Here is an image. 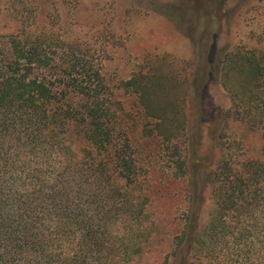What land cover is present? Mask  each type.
<instances>
[{
    "label": "trees",
    "instance_id": "trees-1",
    "mask_svg": "<svg viewBox=\"0 0 264 264\" xmlns=\"http://www.w3.org/2000/svg\"><path fill=\"white\" fill-rule=\"evenodd\" d=\"M51 37L22 32L0 42V264H128L143 227L129 223L140 221L148 195L129 198L138 175L127 127L100 66L51 48ZM216 77L230 105L206 174L213 207L198 225L193 199L173 264H264V50H222ZM164 82L179 81L139 70L115 87H131L156 134L170 140L184 121L156 98ZM229 122L256 128L257 155L225 136Z\"/></svg>",
    "mask_w": 264,
    "mask_h": 264
},
{
    "label": "rangeland",
    "instance_id": "rangeland-1",
    "mask_svg": "<svg viewBox=\"0 0 264 264\" xmlns=\"http://www.w3.org/2000/svg\"><path fill=\"white\" fill-rule=\"evenodd\" d=\"M22 32L50 35L51 48L75 51L100 66L127 127V154L137 164L129 198L139 190L148 195L140 221L129 223L135 232L143 227L141 251L128 264H162L165 258L173 264L193 199L200 206L198 225L213 207L206 174L219 157V116L230 105L216 77L220 52L264 50V0H0V42ZM139 70L171 73L179 81L164 82L155 94L184 121L170 140L156 134L155 118L131 87L116 90ZM222 130L244 145L245 156L259 153L256 128L229 122Z\"/></svg>",
    "mask_w": 264,
    "mask_h": 264
}]
</instances>
